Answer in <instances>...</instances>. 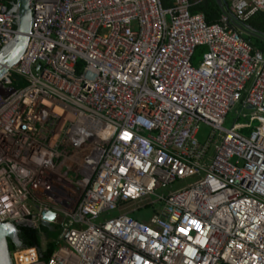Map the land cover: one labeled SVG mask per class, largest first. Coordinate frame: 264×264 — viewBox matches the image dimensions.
I'll return each instance as SVG.
<instances>
[{"label":"built area","instance_id":"1","mask_svg":"<svg viewBox=\"0 0 264 264\" xmlns=\"http://www.w3.org/2000/svg\"><path fill=\"white\" fill-rule=\"evenodd\" d=\"M225 1L213 24L190 0L31 1L0 80V220L41 230L53 212L61 236L14 264H264V51L235 25L264 0ZM15 2L0 0V51ZM232 113L251 123L226 128Z\"/></svg>","mask_w":264,"mask_h":264},{"label":"water","instance_id":"2","mask_svg":"<svg viewBox=\"0 0 264 264\" xmlns=\"http://www.w3.org/2000/svg\"><path fill=\"white\" fill-rule=\"evenodd\" d=\"M32 0H16L11 12L16 16V26L18 35L4 46L0 51V80H2L9 71L20 63L21 58L26 53L30 35L33 30V10ZM223 11H225L226 1L217 0ZM239 30L248 37H258V34L251 27L245 24L235 23ZM56 219L53 212L45 213L43 216V226L53 229L52 222ZM20 224L3 223L0 220V264H14L11 243L17 249L24 248L23 241L20 237Z\"/></svg>","mask_w":264,"mask_h":264},{"label":"trees","instance_id":"3","mask_svg":"<svg viewBox=\"0 0 264 264\" xmlns=\"http://www.w3.org/2000/svg\"><path fill=\"white\" fill-rule=\"evenodd\" d=\"M192 13L204 14L207 22L209 24H213L219 21L223 14V11L216 0H204L192 8ZM245 25L251 27L258 34V37H247L249 42H251L258 49L262 50L261 47L262 45H264V13H255L245 21ZM205 50V48L197 50L194 64H197L200 56L203 57ZM19 229L24 248H38L40 250L45 249L43 253V257L45 260L50 259L60 245L61 230L57 226L53 227L52 230L45 226H42L41 230H38L31 226L20 225ZM43 234L47 239V243L45 246L43 243ZM10 248L12 252H15L17 250L15 245L12 243L10 245ZM25 255L27 256V258H32L34 255V251H28L25 253Z\"/></svg>","mask_w":264,"mask_h":264},{"label":"rangeland","instance_id":"4","mask_svg":"<svg viewBox=\"0 0 264 264\" xmlns=\"http://www.w3.org/2000/svg\"><path fill=\"white\" fill-rule=\"evenodd\" d=\"M261 49L264 51V45H262ZM200 60H202V56H200L199 60L197 61V64H198V62ZM249 123H251V117H249V118H242L240 120H237V116L234 113H232L229 116L228 120L226 121L225 127L226 128H232L236 124L237 125L238 124L244 125V124H249ZM259 127H260V123L256 121L255 123H253V129H251L249 131H246L244 134L245 135H249V134H251V133H253L255 131H258ZM212 133H213V129L211 127H209L206 124H202L200 126V133L198 135V139L201 142L205 143L209 139V137H210V135ZM192 183H194L193 180H187V181H185L183 183L176 184L175 187H174V189L175 190H178V189L184 188V187H186V186H188V185H190ZM146 202H147V200L143 201L142 203L141 202L129 203V204L125 205L124 207L120 208L118 211L112 213L111 216L113 217V216H118V215L123 214V213H130L135 218H138V215L137 214H133V212H135L137 210L138 206L144 205ZM152 212H153L152 210H148V211L145 210L144 211V213L146 215H149V216L152 214Z\"/></svg>","mask_w":264,"mask_h":264},{"label":"crops","instance_id":"5","mask_svg":"<svg viewBox=\"0 0 264 264\" xmlns=\"http://www.w3.org/2000/svg\"><path fill=\"white\" fill-rule=\"evenodd\" d=\"M191 1V3L193 4V7L194 6H196V5H198L200 2H202V1H204V0H190ZM217 1V0H216ZM224 1V0H223ZM225 2V1H224ZM217 3H218V1H217ZM218 5H219V3H218ZM224 5L226 6V4L224 3ZM220 6V5H219ZM192 7V8H193ZM220 8H221V6H220ZM222 9V8H221ZM222 11H223V9H222ZM224 12V11H223ZM201 14V13H200ZM202 15H204V14H202ZM205 16V15H204Z\"/></svg>","mask_w":264,"mask_h":264},{"label":"snow or ice","instance_id":"6","mask_svg":"<svg viewBox=\"0 0 264 264\" xmlns=\"http://www.w3.org/2000/svg\"><path fill=\"white\" fill-rule=\"evenodd\" d=\"M181 231H182V232H185V230H184V229H181Z\"/></svg>","mask_w":264,"mask_h":264}]
</instances>
